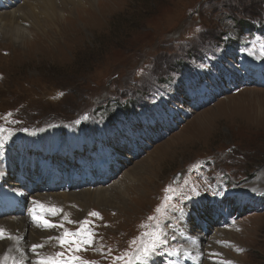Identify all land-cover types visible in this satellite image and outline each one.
<instances>
[{"label":"rangeland","instance_id":"1","mask_svg":"<svg viewBox=\"0 0 264 264\" xmlns=\"http://www.w3.org/2000/svg\"><path fill=\"white\" fill-rule=\"evenodd\" d=\"M64 8L71 16L63 33L30 34L21 48L0 35V153L43 159L38 142L50 143L43 138L53 132L54 163L94 158L102 148L115 165L105 186L134 172L143 183L128 193L126 212L91 203L71 206L76 216L50 204L36 212L12 185L31 207L0 216L26 223L20 233L0 223L8 241L0 264H14L23 241L30 264H127L153 230L165 242L131 264L177 257L181 264H264V0H87ZM70 134L81 146L66 156L59 149ZM93 161L80 165L94 173ZM186 224L189 235L207 228L200 256L190 255ZM29 229L49 236L30 237ZM210 229L225 232L215 238ZM86 233L91 243H81ZM34 244L43 247L33 252Z\"/></svg>","mask_w":264,"mask_h":264},{"label":"bare ground","instance_id":"2","mask_svg":"<svg viewBox=\"0 0 264 264\" xmlns=\"http://www.w3.org/2000/svg\"><path fill=\"white\" fill-rule=\"evenodd\" d=\"M86 1L87 0H27V1L26 0H0V35L2 36L3 39L8 40L10 44L19 45L21 48V46L25 44L27 45L29 44V42L27 41H29L28 38L30 34L31 35L39 34L41 36L45 35L47 37L51 35L50 33L55 34V35L61 32L63 33L66 31L64 24L67 22V18L71 16L69 13H67L64 6L67 3H71L73 5H84ZM21 2H23V5H21ZM65 12L67 13V15ZM65 15H66V19H64ZM73 21H74L73 19H70V22L73 23ZM22 22L26 23L25 24L26 26L22 25ZM36 38H39V37H37L36 35L35 39ZM262 78L264 79V75H262ZM48 137H52V140L50 141V143H48L47 140H41V142H38V145L49 156L55 153L56 148L59 147L58 146L59 144H57L56 142L55 133L49 132V136L46 135V137H44L43 139L48 138ZM80 143L81 142L77 140L75 135L70 134L68 138H66L63 141V145L60 146L59 150L61 152L62 151L71 152V150L75 148L76 146L80 147L81 146ZM19 154L22 155V157L19 156L18 161H16V158L11 155H8V153L6 155H3L0 153V161H2V164H3L2 167H0V181L2 184H5L4 190L6 192L9 191V187L12 188V185H14V190L16 191L20 190L21 193L23 192L22 195H27L30 199H32L34 202V205H33L34 211L36 212L41 211L42 213L44 211V208H43L44 205L50 204V205L61 206V209L63 208L64 210L70 211L71 216L73 215L72 213H74V215L76 216L77 211L75 210L73 211L71 206L77 205V206H80V207L82 206L83 208H85L87 207L88 204H91V203H94L100 206H106V207L112 206V207H115V209H118L119 212H126L127 211L126 208L128 206L127 201L129 199L128 193L134 194L136 191H139L138 189L143 183V182H140V179L135 175V172H134V173L125 174V178H123V180L117 181L116 183L110 186H105L104 184H102L99 181L101 177H99L98 179L96 177L95 178L93 177V180H95L93 184H91L92 181L90 178H87V179L82 178L81 179L82 187L81 188L79 187L78 189L77 185L79 186L80 182L79 184L75 182L77 181V178H76L77 169L68 168V170L61 169L57 171L55 167L53 168L50 167L49 159H45L44 161H40L39 163H36V161L33 159L31 154H25V153H19ZM103 160H112V158L110 159L107 154H104V152H102L98 162L103 161ZM81 165H83L82 167L83 170L90 172V169H89L90 164L83 163ZM113 166L115 165L111 163L109 168ZM97 168H98V165H97ZM57 172L63 176L64 175L68 176L72 181H74L70 185V189L63 190L60 192L55 191L54 189H56L57 186L59 187L61 186L60 184H54L55 186L47 187L46 192H41V191H38V189L42 187L43 185L39 184V185L34 186L35 183L31 182L29 179L30 176H33L35 177V179H38V177L42 178L43 176H52L53 173L57 174ZM144 176L145 175L140 176V177H144ZM83 177H85V174ZM51 180H49L48 183L52 185L53 182ZM131 182H133L134 184H131ZM49 184H47V186ZM72 189L76 190L77 192L73 191ZM249 191L250 190L248 188L246 189V193L243 192V194H247L249 193ZM142 196L141 194L139 195V197L134 196L133 197L134 199L132 200L135 202V204H137V202L139 203L140 201L144 199L142 198ZM69 202H71L72 204L68 205ZM41 205H43V207H41ZM10 216L11 217H6L3 219L2 217H0L1 218L0 223L1 224L4 223L5 226L14 225L13 231H16V232H19L20 230L22 231L26 226L25 221L17 216H14V215H10ZM53 224L57 225L56 221H54ZM59 227H60V224L57 225L56 228H59ZM191 228L193 227L188 226L187 224L185 225V229L182 228L184 230V236L185 235L190 236L189 241H187V243L189 244V248H190L189 250L190 255L194 254L196 256H200V253L202 250V249L200 250V247L205 245L203 243L204 240L202 239L204 238L207 228H204L203 230H200V231L194 230L193 234L189 235ZM224 229H218V230L216 229V231H213L210 229V231L211 232L213 231L214 237L218 238L220 235H222L225 232ZM220 231L222 232L219 235L218 232ZM36 232L31 229L29 231L30 237L32 235H39V238H46V236H49V233L39 234ZM11 233L13 232L11 231ZM12 238L14 239V237ZM36 238L38 237L34 236V238H32L31 240H34ZM13 239L10 241L11 243L14 242ZM6 240L7 238L0 241V254L1 252L3 253V251L7 249V248L5 249L6 247L5 242H8ZM26 248H27V244H25L24 241L20 245H18V248H16L17 255H18L17 261H19L20 264H30L28 262V257L23 254L24 249L26 251ZM210 253H211V256L212 255L214 256L215 254H217V251H212ZM180 259L181 257L180 258L177 257V259H175L173 263L181 264ZM195 261L196 259L194 260V263Z\"/></svg>","mask_w":264,"mask_h":264},{"label":"snow or ice","instance_id":"3","mask_svg":"<svg viewBox=\"0 0 264 264\" xmlns=\"http://www.w3.org/2000/svg\"><path fill=\"white\" fill-rule=\"evenodd\" d=\"M262 48H264V45H262ZM0 131H3V129H0ZM166 191L168 192H174V189H172L171 187H169ZM172 197L171 196H166L165 200H171ZM41 207H43V205H41ZM167 204L161 205L159 206L156 211L157 212H161L162 209H166ZM91 216H98L99 213L97 212H92L90 213ZM34 219H42L41 217H33ZM150 220L156 219L155 217H149ZM89 222L87 220H85L84 222H82V229L84 228V225H87ZM44 227H57L56 224L50 223L48 220H43V225ZM62 227V225H60ZM157 229H159V221H157ZM67 235H77V233H71L68 234L66 232ZM87 235V239H84L81 241V243H91L92 241V235L91 233H86ZM145 236L148 237V239L146 241L142 240L141 241V245L140 247L137 249V252L134 253L133 257L129 259V261L127 262V264H131L132 259L136 260V261H142L145 258L149 257L150 255H152L158 244L160 243H164L165 241L161 238V234L159 230H153L151 233H145ZM4 230L0 229V239H4ZM10 238V237H9ZM51 239V238H50ZM65 241L63 239H61V243H64ZM79 247V244L77 245ZM40 247H43V245H32V251L36 252V250ZM170 255H177L178 254V250H172L170 253ZM57 255H61V254H57ZM72 260H77L79 259L78 257H72ZM117 259H120L119 257ZM14 264H20L19 261H14ZM39 264H63L62 261L59 260H53L52 258H41L39 260ZM86 264H94V262H86ZM222 264H232L231 261H227V262H222Z\"/></svg>","mask_w":264,"mask_h":264},{"label":"trees","instance_id":"4","mask_svg":"<svg viewBox=\"0 0 264 264\" xmlns=\"http://www.w3.org/2000/svg\"><path fill=\"white\" fill-rule=\"evenodd\" d=\"M239 24H240L239 27H242V26H245L247 28H250L251 27V26L247 25L246 23L239 22ZM255 30H256V28H254V30H252L251 32H253Z\"/></svg>","mask_w":264,"mask_h":264}]
</instances>
